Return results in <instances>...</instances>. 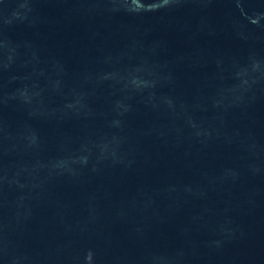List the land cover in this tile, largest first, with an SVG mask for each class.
I'll use <instances>...</instances> for the list:
<instances>
[{"label": "water", "instance_id": "1", "mask_svg": "<svg viewBox=\"0 0 264 264\" xmlns=\"http://www.w3.org/2000/svg\"><path fill=\"white\" fill-rule=\"evenodd\" d=\"M0 264H264V0H0Z\"/></svg>", "mask_w": 264, "mask_h": 264}]
</instances>
